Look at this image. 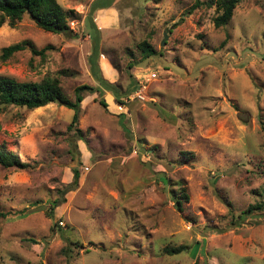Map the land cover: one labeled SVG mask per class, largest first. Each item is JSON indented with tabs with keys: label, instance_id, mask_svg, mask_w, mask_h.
Masks as SVG:
<instances>
[{
	"label": "rangeland",
	"instance_id": "374dc122",
	"mask_svg": "<svg viewBox=\"0 0 264 264\" xmlns=\"http://www.w3.org/2000/svg\"><path fill=\"white\" fill-rule=\"evenodd\" d=\"M57 1L79 14L72 33L45 31L27 15L5 21L0 54L25 39L53 49L44 58L29 50L0 56V75L40 81L75 71L60 77L73 99L77 85L97 84L82 24L93 0ZM209 2L112 0L98 63L116 86L84 94L79 157L69 153L71 109L0 112V146L31 164L0 165V264H264V208L244 213L264 201V0H241L219 28ZM143 40L157 54L143 58ZM137 83L143 99L129 98ZM74 166L79 184L49 218V200ZM183 189L179 211L172 193Z\"/></svg>",
	"mask_w": 264,
	"mask_h": 264
},
{
	"label": "trees",
	"instance_id": "16d2710c",
	"mask_svg": "<svg viewBox=\"0 0 264 264\" xmlns=\"http://www.w3.org/2000/svg\"><path fill=\"white\" fill-rule=\"evenodd\" d=\"M241 0H210L208 3L210 6L214 5L216 9V15L213 17V24L216 28L225 26L233 16L234 9L240 3ZM112 4V0H93L90 6V12L85 17V26L88 28L89 38L92 39L93 46L91 53L88 55L89 70L94 78L97 80L96 85L80 84L77 85L73 92L74 98H69L65 93L61 85V76H73L75 71L63 69L53 75H45L40 81H21L13 77L0 75V112L5 110L8 106L24 107L27 109H34L47 105L49 103H56L62 105L73 111L70 123L67 126V130L71 132L68 137L69 153H73L79 157L80 151L78 149V141H86L83 131L77 126L79 120L80 103L84 98V94H92L97 92L98 95H102L103 90H110L116 85L103 78L98 63V46L100 39V30L95 26L91 12L99 8H105ZM197 6V3L195 4ZM194 8V7H192ZM25 15H27L39 28L56 33V34H69L72 33V29L69 25V21L78 20L79 14L73 9H65L57 0H0V25L5 21L9 25L13 26L16 22L20 21ZM183 18L181 17L180 20ZM138 49L142 53L143 58H150L157 54L153 46L147 41L143 40L137 44ZM53 49L51 45H46L42 48H37L32 41L25 39L20 42L12 43L1 49V60H6L12 57L16 52L29 50L33 56H39L44 58L48 50ZM113 66L118 69L119 66L116 63H112ZM129 68L132 64L129 63ZM140 85L137 83L133 85L132 90H138ZM131 90V91H132ZM115 100L121 104L116 96ZM100 104L106 106L103 99H100ZM185 153V152H182ZM76 164H79L77 161ZM0 165L3 168L14 169H27L31 164L27 161H22L20 157L13 151H9L0 146ZM72 179L68 183H65L61 188H58L57 196L54 199L49 200V208L47 215L49 218L54 217L55 208L65 201V194L71 190H74L79 184L80 172L77 166L72 167ZM165 180L164 176H160ZM172 197L177 210L181 211L182 201L187 199L188 195L186 191H173ZM264 208V201L251 205L245 214H250L253 210H261ZM7 212L3 211L0 206V217H5ZM199 244V243H197ZM79 245V244H78ZM196 245L195 248H197ZM185 247L179 246L176 248H166L168 253H178Z\"/></svg>",
	"mask_w": 264,
	"mask_h": 264
},
{
	"label": "crops",
	"instance_id": "0c3cea01",
	"mask_svg": "<svg viewBox=\"0 0 264 264\" xmlns=\"http://www.w3.org/2000/svg\"><path fill=\"white\" fill-rule=\"evenodd\" d=\"M112 10H113L112 7L108 6L107 8H102V9L98 10V13H97L98 16L94 17V16L91 15V18H92L95 26L97 27V29L102 30L101 26H103V25L111 26V22H109V20L111 18L115 17V15H114L115 13L112 14V12H114ZM87 15H88V13L86 15H83L82 24H85L84 21H85V17ZM104 15H107V16H104ZM114 24L115 23L112 22V25H114ZM109 73L111 75H113V72L110 71ZM111 75H110V78H111L110 80H112L114 78V76L111 77Z\"/></svg>",
	"mask_w": 264,
	"mask_h": 264
},
{
	"label": "built area",
	"instance_id": "2783aa9c",
	"mask_svg": "<svg viewBox=\"0 0 264 264\" xmlns=\"http://www.w3.org/2000/svg\"><path fill=\"white\" fill-rule=\"evenodd\" d=\"M150 76L151 77H154L155 76V74L154 73H152V74H150ZM140 82V81H139ZM142 82H140V84H141ZM141 86V85H140ZM142 87V86H141ZM140 90L141 89H138V90H136L132 95H131V97H129V98H132V97H138V98H141V99H143L144 97H143V95L140 93Z\"/></svg>",
	"mask_w": 264,
	"mask_h": 264
},
{
	"label": "water",
	"instance_id": "95a60500",
	"mask_svg": "<svg viewBox=\"0 0 264 264\" xmlns=\"http://www.w3.org/2000/svg\"><path fill=\"white\" fill-rule=\"evenodd\" d=\"M163 43H164V41H163Z\"/></svg>",
	"mask_w": 264,
	"mask_h": 264
}]
</instances>
